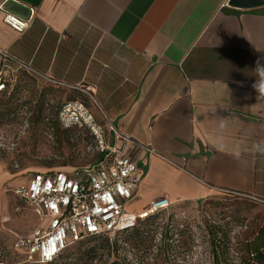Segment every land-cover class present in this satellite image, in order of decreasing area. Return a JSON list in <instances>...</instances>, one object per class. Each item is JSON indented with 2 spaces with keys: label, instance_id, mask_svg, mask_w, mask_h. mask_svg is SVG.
<instances>
[{
  "label": "crops",
  "instance_id": "1",
  "mask_svg": "<svg viewBox=\"0 0 264 264\" xmlns=\"http://www.w3.org/2000/svg\"><path fill=\"white\" fill-rule=\"evenodd\" d=\"M8 1L0 0L6 63L64 90L62 104L81 102L106 143L136 163L132 213L158 197L172 205L220 193L264 205V3L11 0L29 10L18 14ZM4 13L28 28L15 32Z\"/></svg>",
  "mask_w": 264,
  "mask_h": 264
},
{
  "label": "rangeland",
  "instance_id": "2",
  "mask_svg": "<svg viewBox=\"0 0 264 264\" xmlns=\"http://www.w3.org/2000/svg\"><path fill=\"white\" fill-rule=\"evenodd\" d=\"M0 70L10 80L0 94V262L25 264L14 243L39 220L13 190L34 172L89 166L100 153L85 130L57 125V110L70 99L64 90L16 64H0ZM125 207L138 210L134 201H126ZM263 224L264 205L220 193L172 203L134 230L86 238L64 253L70 254L71 264H213L212 238L219 251L228 250L229 260H235L240 244ZM89 248L93 251L84 254Z\"/></svg>",
  "mask_w": 264,
  "mask_h": 264
},
{
  "label": "built area",
  "instance_id": "3",
  "mask_svg": "<svg viewBox=\"0 0 264 264\" xmlns=\"http://www.w3.org/2000/svg\"><path fill=\"white\" fill-rule=\"evenodd\" d=\"M3 21L17 33L28 28L27 20L9 13L3 14ZM0 56L1 65L10 59L1 50ZM16 64L32 72L25 64ZM9 86L10 80L0 70V94ZM57 120L62 129L87 131L102 158L93 165L71 170L34 172L13 190L39 220L29 234L17 237L14 243L15 250L29 264L51 263L71 243L89 236L115 235L129 230L139 220L171 206L168 198L158 197L142 214L128 211L125 202L133 197L140 182L136 163L124 154L122 147L106 143L104 129L81 102L73 100L62 104L57 111ZM114 134L115 139L130 141L116 131ZM141 147L149 156L163 158L152 148Z\"/></svg>",
  "mask_w": 264,
  "mask_h": 264
},
{
  "label": "trees",
  "instance_id": "4",
  "mask_svg": "<svg viewBox=\"0 0 264 264\" xmlns=\"http://www.w3.org/2000/svg\"><path fill=\"white\" fill-rule=\"evenodd\" d=\"M56 123L60 127L57 118H56ZM101 158H102V154H100L98 161ZM152 215H155V214H152ZM145 218L139 220L136 223V225L129 230H134L137 227L138 223L140 221H143ZM129 230L122 231L120 233L127 232ZM101 236H108V234L98 235V236H89L86 238H98ZM86 238H84V239H86ZM82 240L69 244L53 262L48 263V264H71L70 262L67 261V259L70 257V254L69 253L65 254L64 251L70 245L80 243ZM211 247H212L211 251H212V257H213V264H264V224L259 228V230L255 233V235L251 239L245 240L244 242H242L240 244V248L238 250V255H237V258L235 260H229L228 250H226V249L223 251L218 250L219 242L216 241V238L211 239ZM92 251H93V249L89 248L86 251H84V254H89ZM23 263L29 264V263H26L24 261H23ZM0 264H2V263L0 262ZM112 264H118V263L112 262Z\"/></svg>",
  "mask_w": 264,
  "mask_h": 264
},
{
  "label": "water",
  "instance_id": "5",
  "mask_svg": "<svg viewBox=\"0 0 264 264\" xmlns=\"http://www.w3.org/2000/svg\"><path fill=\"white\" fill-rule=\"evenodd\" d=\"M263 3V0H230L229 2L231 6L239 8L257 7L263 5ZM6 7L8 11L18 14H24V11H27V13L29 12L27 8L11 0L6 3Z\"/></svg>",
  "mask_w": 264,
  "mask_h": 264
},
{
  "label": "clouds",
  "instance_id": "6",
  "mask_svg": "<svg viewBox=\"0 0 264 264\" xmlns=\"http://www.w3.org/2000/svg\"><path fill=\"white\" fill-rule=\"evenodd\" d=\"M260 90H261V92H264V83L261 84Z\"/></svg>",
  "mask_w": 264,
  "mask_h": 264
}]
</instances>
